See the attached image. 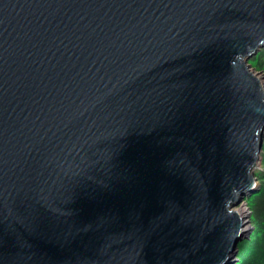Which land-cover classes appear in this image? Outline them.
Masks as SVG:
<instances>
[{"label": "water", "instance_id": "obj_1", "mask_svg": "<svg viewBox=\"0 0 264 264\" xmlns=\"http://www.w3.org/2000/svg\"><path fill=\"white\" fill-rule=\"evenodd\" d=\"M263 48L264 0H0V264H234Z\"/></svg>", "mask_w": 264, "mask_h": 264}, {"label": "trees", "instance_id": "obj_2", "mask_svg": "<svg viewBox=\"0 0 264 264\" xmlns=\"http://www.w3.org/2000/svg\"><path fill=\"white\" fill-rule=\"evenodd\" d=\"M249 64L264 75V48L249 61ZM261 155L262 168L255 173L259 182L258 190L246 199L252 230L248 237L238 244L234 264H264V138Z\"/></svg>", "mask_w": 264, "mask_h": 264}, {"label": "rangeland", "instance_id": "obj_3", "mask_svg": "<svg viewBox=\"0 0 264 264\" xmlns=\"http://www.w3.org/2000/svg\"><path fill=\"white\" fill-rule=\"evenodd\" d=\"M249 61H250V60H249ZM248 63H249V62H248ZM249 65H250V64H249ZM250 66H251V65H250ZM251 70H252V72H253L254 74H256L257 77L260 78V80H261V82H262V84H263V86H264V75H263V73L260 74L259 71H256L253 67H251ZM257 73H258V74H257ZM261 157H262V155H261ZM261 168H262V161H261L260 169H261ZM260 169H259V170H260ZM258 186H259V183H258ZM243 202H244V204L246 205V199H244ZM244 204L242 203V205L245 207ZM242 205H241V206H242ZM241 206H240V207H241ZM240 207H236V208H237V209H238V208L240 209ZM236 208H235V210H237ZM247 227H248V229H251V230H252V226H251V224H249Z\"/></svg>", "mask_w": 264, "mask_h": 264}, {"label": "bare ground", "instance_id": "obj_4", "mask_svg": "<svg viewBox=\"0 0 264 264\" xmlns=\"http://www.w3.org/2000/svg\"><path fill=\"white\" fill-rule=\"evenodd\" d=\"M236 209H237V208H236ZM235 211L239 212V213L242 214V215H245V214H246L244 207H240V209L238 208V209L235 210ZM245 230H249L247 226L245 227Z\"/></svg>", "mask_w": 264, "mask_h": 264}, {"label": "built area", "instance_id": "obj_5", "mask_svg": "<svg viewBox=\"0 0 264 264\" xmlns=\"http://www.w3.org/2000/svg\"><path fill=\"white\" fill-rule=\"evenodd\" d=\"M257 74H258V73H257ZM260 74H261V73H260ZM243 201H244V200H243ZM242 203L244 204V202H242ZM244 205H245V204H244ZM241 207H244V206L242 205ZM244 209H245V212H246V213L250 212L249 209H248L247 203H246Z\"/></svg>", "mask_w": 264, "mask_h": 264}]
</instances>
